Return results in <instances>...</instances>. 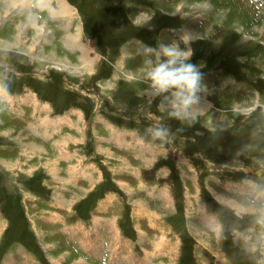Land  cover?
<instances>
[{"label":"rangeland","instance_id":"rangeland-1","mask_svg":"<svg viewBox=\"0 0 264 264\" xmlns=\"http://www.w3.org/2000/svg\"><path fill=\"white\" fill-rule=\"evenodd\" d=\"M59 1L64 11L62 0ZM65 1L69 9H76L72 15L77 14L80 25L83 23L78 32L69 34L73 36L69 41L79 40L81 44L83 39L85 51L68 44L67 50H61L63 53L55 51V55H51L47 49L51 44H46L47 48L42 42L31 44L33 37L27 43V52L12 47L15 44L20 46L18 40L9 42V45L3 44L9 48L0 44V62L3 61V65H0V93L4 97L13 104L12 96L17 93L14 86L19 78L17 73H21L14 70L17 74L14 76L4 59L15 66L21 60L29 70L37 72L24 81L45 89L37 90L35 94L39 98L31 103V107L39 108L38 113L29 105L21 106L16 101L10 108L7 106L10 110L0 104V264H77L74 235L70 236L73 241L69 242V235L66 234H44L45 231L55 232L61 227L67 233L71 228L75 231L76 226V220L72 217L73 203L56 200L51 204L52 187L43 181L44 169L55 163L59 166L61 162L56 157L67 156H56V150L68 152L78 145L83 163H94L97 169L100 166L102 171L105 170L101 165V159L105 157L98 151L99 139L92 134L95 122L89 117V122L82 127V136L78 135L80 132H73L75 134L71 135V139L65 138L61 144L58 137L47 144L51 128H47L46 121L43 122L47 116L44 109L47 108V101L43 103L42 99L47 98L46 95L60 97L66 105L70 102L79 104L82 100V105L85 104L87 109L91 105L89 96H92V103L95 100L92 109L107 110L113 120L122 118L118 113H113L115 106H118L119 114L134 118V125L141 129L144 143H140L137 136L131 141L135 143L138 139L140 155L143 146L149 143L157 149L167 148V151L164 148L163 156L161 151H156V155L147 158L150 167L144 168L146 171L143 174L146 185L140 182L135 186L138 180H135V176H129L134 175L136 166L141 164L136 157L139 148L137 142V150L127 149L123 155L117 151L121 148L113 145L114 142L103 139L105 143L109 142L106 146L113 151L114 163L122 168L124 180L130 178L126 196L123 199H110L105 208L112 212L126 207L121 217V222L126 226L129 219L127 209H132L131 214L136 217L133 220L130 217L131 226L138 229V234L126 235V240V236H122L124 233L120 232L118 237L123 242L125 240L126 249H115L118 247H115L113 239L112 250L108 251L107 256L103 252L105 260L119 264L127 259L129 264H138L142 255L148 257L147 264H178L179 257V264H264V247H257L253 251L252 244L244 243L245 236L253 241L256 239V234L248 231L252 218L238 216L234 211L242 203L264 204V197L254 196V193L264 192V2ZM49 3L47 0L48 6ZM13 8L7 0L0 2V23L2 17L10 15ZM174 12L177 13L171 15ZM69 13L66 12L63 19L68 18ZM73 18H70L71 22ZM170 20L172 27L168 26ZM173 23L180 24V27H173ZM33 30L29 36H32ZM68 30L73 32L71 27ZM185 31L193 34L190 62L203 72L205 87L199 94L200 104L193 114L177 119L171 115L170 96H153L148 83L139 80L144 71V49L155 48L159 43H170ZM8 33L10 31L5 35ZM29 36H23V39L29 40ZM124 40L129 49L127 51L132 55L134 64L131 68L134 69L128 67L131 60H127L126 66L120 64L122 55H119L123 51L120 44ZM75 52L77 55L73 54ZM82 55L87 58L85 63L81 60ZM53 60L70 64H67L68 68L59 63L60 66L51 67L49 63L54 64ZM112 70H118L116 74L114 71L112 79L116 77L113 82L99 81L105 74L109 77ZM22 101L26 104L25 100ZM68 118L71 120L70 116ZM159 129L166 131L164 137L155 136ZM133 133L136 135L138 131L134 129ZM85 134L88 136L86 139ZM85 142L87 147L84 148ZM68 162L74 164L76 161ZM162 163H171L173 174L182 182L176 196L173 194L175 185H170L166 180L169 169ZM184 172L188 175L190 186H183L188 182L185 181ZM117 176L114 179L116 182L123 180L119 179V174ZM92 178L96 179L95 176ZM192 178L193 182L190 180ZM220 179L227 180L223 186H220ZM70 192L74 198L82 197L78 196L81 187H67L63 193L65 198L68 199ZM122 192L121 189L119 194ZM157 192L162 200L156 199ZM90 193L84 194L83 199L88 198ZM128 194L132 197L143 196L141 200L145 202L135 203L128 198ZM137 209L141 211L137 212ZM79 224L81 227V222ZM213 228L217 230L216 234ZM35 235L40 245L36 243ZM130 238L134 247L127 250ZM51 242L52 250L49 249ZM167 242L179 244L171 251L172 248L165 244ZM141 245L144 250H141ZM180 248L182 253L183 250L188 251V257L181 256ZM195 249L197 252L194 254ZM183 258H186L184 262ZM145 260L143 258L142 261Z\"/></svg>","mask_w":264,"mask_h":264},{"label":"crops","instance_id":"crops-1","mask_svg":"<svg viewBox=\"0 0 264 264\" xmlns=\"http://www.w3.org/2000/svg\"><path fill=\"white\" fill-rule=\"evenodd\" d=\"M1 1L2 0H0V2ZM49 1H50V3L48 6V4H46L47 0H40V3H39L40 5L38 6V8L33 7V5L30 3L16 6L15 8H13L12 11L10 10L11 11L10 15H8L6 18L2 17L3 21L0 23V29H1L0 30V44H2V46L5 48H9L8 46H5L3 44L9 45L8 44L9 42L11 43V42H15L18 40V44H20V46L15 44V45H12V47L19 48L20 52H24V51L27 52V50L29 51V48L27 47V43L29 44L30 37L31 38L33 37V41L32 42L30 41L31 44H37L39 42L40 43L42 42L44 44V46H46V48H47L46 44H51L50 46L54 50L51 47L47 48L51 55H55V51L56 52L61 51L63 48L64 49L66 48V50H67L68 44H71L73 47H75V49L78 48L76 46H80L82 51H85V48L83 46V43L85 41H83V39L81 40L82 41L81 44L79 43L80 41L75 42L73 40L70 42L69 40L68 41L66 40V35L72 34V33L74 34V33L78 32L79 28L83 24V23H81V25H80V21L78 19L79 17L77 16V14L72 15L74 12L76 13V11H74L76 9L71 8V9H69V11H67V10L62 11V6L60 5L59 0H48V2ZM205 1H207V0H205ZM8 5H9V3H8ZM18 7H20V8L17 9ZM66 12H68V13L70 12L68 15V18L63 19V15ZM1 16H2V12L0 11V19H1ZM72 17H74V18L72 19V22H71L70 18H72ZM168 26L172 27L171 26V20L168 22ZM69 27L72 28L73 32H70L68 30ZM173 27H180V24L177 25V24L173 23ZM32 29H35V31L33 30L34 33L32 34V36H29V33L32 31ZM7 31H10V33L5 35V33ZM23 36H29V40L23 39ZM62 36H64V37H62ZM125 42H126V40H124L123 43L120 44V47L123 46V51H121V54L119 55V57L122 55V57L120 58L122 63H120V64L126 66L127 60H131L130 64H128L129 65L128 67L131 68V67H133L134 63L132 62V55H130V53L127 51L128 47L125 44ZM120 47H119L118 51H120ZM64 53H65V55H67V52H64ZM73 54L77 55V52H75ZM44 56H47V55H44ZM143 56H145V55H143ZM37 58H41V57H37ZM83 59L87 60V58H85L84 56H81L82 61H84ZM122 59L124 61H122ZM142 59H144V58H142ZM4 60L7 62V64L11 68L10 70H11L12 74H14V76L16 74V73H14L15 72L14 70L21 72V73H17L19 78L17 79L18 80V82H16L17 84L15 83V86H14L17 90V93L13 94V96H12L13 104H14V101H16L21 106L29 105L31 107V103H33V100L35 98H39L35 94V92L37 93V90L41 91L44 88L42 87L43 89H41V87H37L35 83L32 84V83H30L28 81H24V80H26V77H29V75L30 76L36 75L37 72L29 70L26 67V64L23 63L21 60H19L17 62V66L11 64L6 59H4ZM5 61H4V63H5ZM1 63H3V61L0 62V65H3ZM53 63L54 64L49 63V66L56 67V65H58V63H59V64L66 65L64 67L68 68L67 64H70L69 62H64V61H59V60H57V61L53 60ZM21 65H23V67ZM19 66L21 68H19ZM120 69H121V67L118 68V70H120ZM131 69H134V68H131ZM118 70H112L109 77H107L108 75L106 76V74H105V76H104L105 78L104 77L100 78L99 81H103L102 83H106L105 81L113 82L112 80L116 76L113 79H112V76L115 75L116 73H118L117 72ZM27 71L30 73H26ZM114 71H116L115 74H114ZM43 73H45V72H43ZM23 78H25V79H23ZM20 80H22L21 81L22 83H20ZM42 96H45V95L43 94ZM46 96H47V98H45V99L43 98L42 102L46 103V101H47V108L44 107V109L47 110V116H45V115H42V116H45L43 118V122H45V121L47 122V128H51L50 135L47 138V144L49 142H52L53 140H51V139H53L55 137H58V142L61 144L63 142V140H65V138L71 139V135L75 134L76 132H80L78 135L81 134V136H82L81 130H82L84 123L89 122V120L94 121L95 122V124H94L95 129L92 130L93 131L92 134L97 135V137L99 139V141L97 140L98 144H99V150L98 151L105 157V159L104 158L101 159L103 161V163L101 165L103 166V168L106 171L105 170L102 171V167H100V166L98 167L99 169H97V167L94 163H88L87 165L85 163H83V161L81 159L82 157H81V155H79V153L81 151L77 147L78 145H75L76 147L70 148L68 152H60V150L55 151L56 156L60 155V154H66L68 157L67 156H65L64 158L56 157V158H58V160L62 164L60 163V165L57 166L58 164L55 163L56 165L50 166V168H48L47 170L44 169L45 177H44L43 181L44 182L47 181V185L49 187H52L51 197H53V199H52L53 201L51 202V204H53V202H57L56 200H59L60 202L65 201L66 203L67 202L73 203L74 213H73L72 217H74V220H76V226H75V231H73V229L71 228V230L66 233V232H64L65 231L64 228L61 227L55 232H54V230L51 232L45 231L44 234L51 235V236H54L55 234H58V233L62 234V235L66 234V235H69V237H67L69 242L73 241L70 238V236L74 235V239H75V245L74 246L78 252H76L77 260H76V258L73 260H76L77 264H117L113 260H110V259L105 260V258L103 257V252L105 251L106 256H107L108 251L112 250L113 247H112L111 242L113 241V239L115 240V242H114L115 247H116V245L118 247L115 249H121V250L126 249L125 248V240L127 239L126 235H130L132 233L138 234V229L131 226V221H130V217H131V220H133L136 216L131 214L132 209H127V216L129 217V219H128V225L126 226L123 221L121 222V217L123 216L124 210L126 207L125 208L122 207V210H113L112 212H109L106 210L105 204L109 203L110 199H111V201L116 200L117 198L123 199L124 196H126L128 188L130 187L129 179L132 178V176L133 177L135 176L136 177L135 180H138V182H135V186L138 185V183H140V182H142L143 185H146L145 184V176L143 174L146 171V169H144V168L150 167V163L148 164L146 162L147 158H151V156L156 155L157 154L156 151H161L162 156H163L164 155L163 153L165 150L167 151V148L164 146L162 148L159 147V149H157V148H154L151 143H149V144H146L143 146V150H142L143 152L140 155L139 141H140V143H142V142L144 143V141L141 139L143 137V135H141V129H139L137 126L134 125V123H133L134 118L126 116L125 114H122V115L119 114V111H117L118 106L117 107L115 106V109H114L115 111L113 110V113H118V115H120V116H122V118H124L123 120H121L122 118H119L118 120H113L112 115L107 110L102 111L101 108H99V109L97 108L96 110L92 109L95 105V100L92 103V96H89V99H91V105L89 106V109H87L84 106L85 104L82 105L83 104L82 100L80 101L81 103L79 102V104L70 102V104L66 105L65 102H61L60 97L54 98V97H51L48 95H46ZM17 97L19 98L18 100H17ZM25 97H27L28 99H25ZM20 99L25 100L26 104ZM0 104L3 105L4 108H6V109H8L7 106L9 108L11 105L13 106V104L11 102H9L8 99H6L4 97L3 93H0ZM39 105H40V101H39ZM99 106H100V103H99L98 107ZM161 107H163V105H161ZM40 108L43 109L42 105H40ZM219 108L221 109V107H219ZM31 109L36 110L38 113L39 108L37 109L35 106H32ZM8 110H10V109H8ZM90 112H91V114H90ZM10 113H11V115L13 114L11 111H10ZM118 115H116V116H118ZM69 116H70L71 120L68 118ZM87 117H89V120H87ZM70 127H71V129L69 130V132H71V133L67 132L68 131L67 129ZM134 129H136L138 131V134L135 135L133 133ZM73 132H75V133H73ZM136 136L140 137L139 141H138V139L136 140L139 148L137 147L136 142L131 143L133 138L136 139ZM87 137L88 136L85 134L84 139H86ZM103 139H105V140L108 139L109 142H114L113 145H115L118 148H121L120 150H117V149L116 150L120 151V153H122L123 155H124V153L127 152V149L129 151H133L132 150L133 148H136V150L138 148V150L136 151V157H138L141 164L139 166H136L135 170L137 172L134 175L132 174L131 176H129L130 177L129 179L127 177V179L124 180V173L122 172V168L117 166L116 163H114V159L112 156L113 151L111 150L110 147L106 146L109 144V142L106 141L107 143H105L103 141ZM45 143H46V141H45ZM66 145H68V144H66ZM22 147L25 148V146H22ZM83 147L84 148L87 147V142H85ZM102 148H104L105 150H102ZM164 148H165V150H164ZM51 156H53L52 153H51ZM158 159H160V157ZM69 160H74L76 162L74 164L69 163L68 162ZM93 160L94 159H92V162H94ZM163 165H165L169 169L170 174H168L166 176V180H167V182L170 183V185L171 184H172V186L175 185L176 191L173 192V194L176 196L179 194L178 189H179V186L182 185V182L179 181L177 179V177L173 174V165H171V163H167V164H163ZM163 165H161V166H163ZM58 167H59V169H58ZM89 168H93V169L90 170ZM95 169H97V170H95ZM89 171H91V173ZM117 174H119V179L122 178L123 180H117V182H116L114 179L118 178ZM125 174H126V171H125ZM91 175L95 176L96 179H93ZM183 175L185 177V181L186 180L188 181V179H187L188 175L185 172ZM79 179H81V181H79ZM190 180L192 182L194 181L193 178ZM220 181L222 182V184H220V186H223V183L226 182L227 180L220 179ZM187 183H188V185H187ZM187 183H183V186L184 185L190 186L189 181ZM216 184H218V183L216 182ZM233 184L235 185L236 183L233 182ZM143 185L141 186V188L143 187ZM67 187H70V188L81 187L80 194L78 192L76 195L79 194L78 196H82V197L79 198L76 196L74 198L73 193L70 192L68 194V199L65 198L63 193L65 192V189H67ZM94 187H96V188H94ZM124 187H126V188L124 189ZM221 188H223V187H221ZM92 189H94V190L90 193L89 191H91ZM121 189L123 190V192L120 195L119 192L121 191ZM59 193H61V194H59ZM88 193H90V196L86 199H83L84 194H88ZM133 197H135V198L133 199ZM133 197L130 194H128V198L132 201L134 200L135 203L140 204L142 202H145V201L141 200L143 196L134 195ZM80 199H82V200H80ZM156 199H158V201L162 200L161 196L159 195V192H157V194H156ZM66 200H68V201H66ZM75 202H76V205L74 204ZM206 204L207 203L205 202V205ZM50 206L51 205H49L48 207H50ZM138 211H141V209H137V212ZM80 222H81V227L79 224ZM217 222L220 224V221H217ZM215 224H217V223H215ZM212 225L214 226L213 223H212ZM207 227L210 229V225H208ZM150 229H152V227H150ZM213 230H214V228H213ZM216 231L217 230H214L215 234H216ZM120 232H121V234L124 233L122 236H126L124 242L122 240H120L118 237L120 235ZM155 234H157V233H155ZM35 238H37L36 235H35ZM169 242H167L165 244L168 245L169 248L170 247L172 248V249L170 248L171 251H173L175 249V247L179 244V242H176L175 244L171 245V244H169ZM77 244H78V247H77ZM119 244L121 245L120 247H119ZM194 244L195 243H193V245ZM160 245H158V246H160ZM71 246H73V244ZM131 247H134V246H133V241L130 238L129 242L127 241V250H129V249L132 250ZM49 249L50 250L53 249L52 242H51V247H49ZM141 250H144L142 245H141ZM181 251L182 250L180 248V252ZM196 252H197V249L194 250V254ZM187 253H188L187 250H185V251L183 250V253L181 252V256H187L188 257ZM192 255H193V253H192ZM149 257H150V255H149ZM143 258H145L146 260L142 261ZM147 259H148L147 256L141 255V258H140L141 262L138 261V264H141V263L147 264L148 263ZM185 259L186 258H183V262L185 261ZM129 262L130 261H128L126 259V260H123V263L120 262L119 264H129ZM179 263H180V257H179L178 264ZM131 264H132V262H131Z\"/></svg>","mask_w":264,"mask_h":264},{"label":"clouds","instance_id":"clouds-1","mask_svg":"<svg viewBox=\"0 0 264 264\" xmlns=\"http://www.w3.org/2000/svg\"><path fill=\"white\" fill-rule=\"evenodd\" d=\"M12 7L24 4L39 6L40 0H7ZM179 12V10L177 11ZM177 12L171 13L175 15ZM192 33L181 32L179 38L170 43H159L157 47L144 49V71L139 82H147L153 96H170L171 115L177 119H184L192 115L193 110L200 104V92L204 89L203 72L191 63L193 55L190 44ZM184 47H181V45ZM166 131L159 129L156 137H164ZM257 198L264 197V192L254 193ZM238 216H250L249 232L256 234L253 241L245 236L244 243L252 244V250L264 247V204L242 203L234 209Z\"/></svg>","mask_w":264,"mask_h":264},{"label":"bare ground","instance_id":"bare-ground-1","mask_svg":"<svg viewBox=\"0 0 264 264\" xmlns=\"http://www.w3.org/2000/svg\"><path fill=\"white\" fill-rule=\"evenodd\" d=\"M60 2V1H59ZM62 3H63V10H69V5H67V3H66V1L65 2H63V0H62ZM61 3V4H62ZM67 6V7H66ZM66 7V8H65ZM9 8V7H8ZM73 36H70L69 34L68 35H66V40L68 41V40H70L71 38H72ZM78 37V36H77ZM79 41V40H78ZM77 44V43H76ZM78 47H80V46H78ZM81 48H79V50H80ZM81 51V50H80ZM83 56V55H82ZM87 56V55H86ZM84 63L86 62V60L85 61H83ZM88 64V63H87ZM56 65V64H55ZM86 65V64H85ZM57 66H60V65H56V67ZM61 67H62V65H61ZM64 67V66H63Z\"/></svg>","mask_w":264,"mask_h":264}]
</instances>
